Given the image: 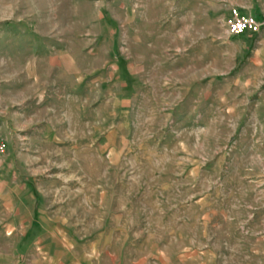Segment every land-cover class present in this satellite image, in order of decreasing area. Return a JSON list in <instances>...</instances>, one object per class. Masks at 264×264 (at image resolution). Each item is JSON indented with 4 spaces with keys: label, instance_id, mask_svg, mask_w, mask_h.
<instances>
[{
    "label": "rangeland",
    "instance_id": "374dc122",
    "mask_svg": "<svg viewBox=\"0 0 264 264\" xmlns=\"http://www.w3.org/2000/svg\"><path fill=\"white\" fill-rule=\"evenodd\" d=\"M257 5L0 0V218L35 203L124 264H264V24L224 26Z\"/></svg>",
    "mask_w": 264,
    "mask_h": 264
},
{
    "label": "crops",
    "instance_id": "0c3cea01",
    "mask_svg": "<svg viewBox=\"0 0 264 264\" xmlns=\"http://www.w3.org/2000/svg\"><path fill=\"white\" fill-rule=\"evenodd\" d=\"M249 11L263 21L259 13L264 15V7L251 6ZM7 206L8 217L0 218V264H124L115 254L117 248L110 245L111 234L76 239L60 233L54 221L40 216L35 203Z\"/></svg>",
    "mask_w": 264,
    "mask_h": 264
},
{
    "label": "built area",
    "instance_id": "2783aa9c",
    "mask_svg": "<svg viewBox=\"0 0 264 264\" xmlns=\"http://www.w3.org/2000/svg\"><path fill=\"white\" fill-rule=\"evenodd\" d=\"M264 24L254 14L243 13L238 7H232L224 18V26L229 36H238L244 33H256ZM4 152V146L0 142V154Z\"/></svg>",
    "mask_w": 264,
    "mask_h": 264
}]
</instances>
